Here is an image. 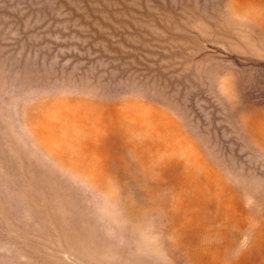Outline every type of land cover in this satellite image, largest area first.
<instances>
[{"label": "rangeland", "instance_id": "1", "mask_svg": "<svg viewBox=\"0 0 264 264\" xmlns=\"http://www.w3.org/2000/svg\"><path fill=\"white\" fill-rule=\"evenodd\" d=\"M0 264H264V0H0Z\"/></svg>", "mask_w": 264, "mask_h": 264}]
</instances>
